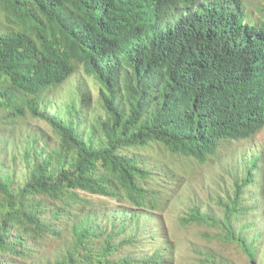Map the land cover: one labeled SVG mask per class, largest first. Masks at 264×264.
I'll list each match as a JSON object with an SVG mask.
<instances>
[{
  "label": "trees",
  "instance_id": "1",
  "mask_svg": "<svg viewBox=\"0 0 264 264\" xmlns=\"http://www.w3.org/2000/svg\"><path fill=\"white\" fill-rule=\"evenodd\" d=\"M79 67L100 85L93 119L88 89L53 99ZM263 127L264 23L242 0H0V264H177L173 230L201 227L264 264V200L244 205L257 156L220 164L218 213L191 204L170 228L158 214L191 180L133 153L156 144L186 172Z\"/></svg>",
  "mask_w": 264,
  "mask_h": 264
},
{
  "label": "rangeland",
  "instance_id": "2",
  "mask_svg": "<svg viewBox=\"0 0 264 264\" xmlns=\"http://www.w3.org/2000/svg\"><path fill=\"white\" fill-rule=\"evenodd\" d=\"M244 9L246 11L248 20L252 22L264 23V0H243ZM99 84L92 78L87 76L82 69L77 72L67 81L64 87L57 89L53 92L54 101L58 104H63L65 100L71 96H75L77 89L81 91L88 89L91 95V104L89 108V118L93 119L102 110L99 107L97 91ZM31 126L43 128L47 133H50V129L40 120L31 119ZM52 135V134H51ZM141 157H147L152 161H163L168 163L170 167H173L178 172L175 175H184L186 178H190L191 184L187 191H185L179 199L173 204H170L166 210L161 211V219L170 228L175 223V217L178 211L184 210L188 205L198 204L203 211L218 213L219 209L212 195H209L208 191L213 189L219 191V196L228 191L230 188V178L227 176L222 177L221 165L233 168L237 172L235 174L242 175L243 171L247 168V165L253 156H257L256 168L253 170L252 175H255L253 185H251L244 194V205H255L259 198L257 194H261L264 200V127L263 129L251 140L235 142L229 149L223 152L221 161L206 162L203 165L195 166L191 171H183L185 164L181 161H175L173 158L164 154L162 148L156 144H150L138 150H133V153ZM132 152V151H131ZM221 164V165H220ZM185 169L190 170L191 164L186 163ZM232 170V169H231ZM213 180L217 181L216 186L209 187L208 184H212ZM225 193L224 196L226 198ZM216 195V194H215ZM209 198H208V197ZM260 201V200H259ZM257 224V214H252ZM203 227L199 229L189 228L174 229L173 237L178 243L179 258L177 264H198L194 256L190 253L189 248L193 246L197 247H209L216 250L221 256L225 257L231 264H246L243 255L233 245H229L224 242L212 241L207 242L198 236V232L202 231ZM172 232V230H171ZM193 243V246H192Z\"/></svg>",
  "mask_w": 264,
  "mask_h": 264
},
{
  "label": "clouds",
  "instance_id": "3",
  "mask_svg": "<svg viewBox=\"0 0 264 264\" xmlns=\"http://www.w3.org/2000/svg\"><path fill=\"white\" fill-rule=\"evenodd\" d=\"M242 1H243V0H242ZM243 8H244V5H243ZM244 11H245V9H244ZM245 14H246V11H245ZM246 19L248 20L247 14H246ZM248 21H249V22H252V21H250V20H248ZM252 23H253V22H252ZM259 23H262V22H259ZM79 69H82V70H83L82 67H79L77 70H79ZM76 72H77V71H76ZM76 72H75V73H76ZM83 72H84V70H83ZM75 73H74V74H75ZM84 73H85V72H84ZM74 74H73V75H74ZM85 74H86V73H85ZM73 75H72V76H73ZM86 75H87V74H86ZM72 76H71V77H72ZM87 76H88V75H87ZM71 77H70V78H71ZM89 77H90V76H89ZM70 78H69V79H70ZM92 78H93V77H92ZM69 79H68V80H69ZM93 79H94V78H93ZM68 80H67V81H68ZM94 80H95V79H94ZM67 81H66L64 84H62L60 87H58L57 89H60V88L64 87L65 84L67 83ZM95 81H96V80H95ZM96 82H97V81H96ZM97 83H98V82H97ZM98 84H99V83H98ZM99 87H100V85H99ZM57 89H56V90H57ZM98 89H99V88H98ZM56 90H55V91H56ZM97 92H98V91H97ZM51 95H53L52 92H51Z\"/></svg>",
  "mask_w": 264,
  "mask_h": 264
}]
</instances>
